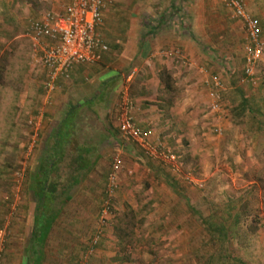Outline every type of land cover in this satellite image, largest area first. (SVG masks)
<instances>
[{
	"label": "rangeland",
	"instance_id": "rangeland-1",
	"mask_svg": "<svg viewBox=\"0 0 264 264\" xmlns=\"http://www.w3.org/2000/svg\"><path fill=\"white\" fill-rule=\"evenodd\" d=\"M241 1L250 17L264 14V0ZM142 4L151 9L150 14L140 12L129 17L140 32L142 22L156 29L151 35L157 41L156 48H152L148 58H135L132 62L121 58L119 63H113L119 71L114 81L117 85L113 86L111 81L107 87L110 90L96 98L90 107L79 105L77 116L72 119L75 138L91 148L95 164L88 174L79 177L85 178L84 184L74 187V199L63 207L60 226L55 227L52 237L58 230L63 233L58 245L53 242L56 246L51 244L52 250L48 248L43 264H229L240 260L243 262L240 264H264V240L256 233L246 239L244 233L245 225H249V233L255 231L254 223L234 219L229 227L224 223L230 230L225 241L217 238L218 233L209 235L206 219L221 214L220 191L212 195L213 188L208 192L210 202L205 201L203 181L202 187L196 188L198 198L184 191H188L189 173L193 178L205 179L201 171L196 173L189 168L181 171L180 166L172 169L148 157L117 130L119 104L126 98L134 122L141 125L146 122L145 126L155 128L154 134L148 135L149 143L156 145L157 151H168L179 164L184 162L187 166L185 156L196 153L206 135H223L220 128L219 134L216 133L215 122L223 123L230 118L229 114L236 117L235 103L241 95L253 97V87L259 81L264 82V48L254 65L256 84H252L243 74V28L221 2L143 0ZM120 19L125 21L123 15ZM31 20L27 16L22 21L16 20L18 28H13L11 18L0 23V41H4L0 46V230L4 229L0 264H18L28 237L34 205L27 189V174L35 169L64 107L86 98L76 88L55 94L54 91L48 100L41 95L42 71L31 64L30 44L25 36ZM109 23L110 27L119 24L109 16L102 18L96 29L107 46L106 53L111 52L109 41L113 38ZM117 52L125 54L122 48ZM161 69L167 73L168 90L155 86L156 74ZM150 72L155 76L153 82ZM212 78L223 87L216 101L217 112H209V104L198 100L185 103L191 89L201 92L199 101L206 97L212 100L213 95L207 94ZM221 103H224L222 110ZM142 111L150 114L144 116ZM29 121L38 122L36 130L28 126ZM115 158L120 160V167L115 176L116 188L110 190L106 178ZM204 160L210 161L209 157ZM73 168L67 158L58 171L61 180L73 173ZM165 173L175 180V189L167 186ZM82 186L85 190L80 193ZM177 191L186 202L178 197ZM213 199L218 202L212 204ZM104 207L107 214L102 221ZM263 208L256 209L257 213ZM98 229L99 238L91 244ZM90 247L92 252L86 255Z\"/></svg>",
	"mask_w": 264,
	"mask_h": 264
},
{
	"label": "crops",
	"instance_id": "crops-1",
	"mask_svg": "<svg viewBox=\"0 0 264 264\" xmlns=\"http://www.w3.org/2000/svg\"><path fill=\"white\" fill-rule=\"evenodd\" d=\"M142 1L143 0H140V2L138 0H107V6L102 12L101 19L103 18L104 20L106 17L108 18L110 16L112 17L113 21L119 22V24H114L112 27H110V23L108 25L109 28L113 30V38L109 41V49L111 50V52L104 53L101 57V61H98L96 63L88 64V66L76 65L72 67L68 71L66 77H59L56 80L54 89L55 92L53 91L54 94L56 93V91H68L69 89L76 88L75 90L85 95L86 98L76 101L74 105L69 104L67 105V107L65 106L63 116L57 122L55 128L61 123L63 118L67 117V114L70 111H76L77 113L80 104H88V107H90V105L95 102L96 98H99L101 95L110 90L107 87H110L111 81L113 83V86L117 85L114 81L118 77L119 71L118 69H115L114 66H112L113 63H119L121 58L127 59V62H132L135 58H148V55L152 51V48H156L157 41L151 37L152 33H154L156 29L152 26L147 25L148 23L145 24L142 22L140 24L142 28L140 32V28L136 24H134L130 20L131 17H129L130 15L133 16V14L140 12L150 14L151 9L146 6L149 3L146 2L145 5L142 4ZM68 2L69 0H0V14L3 15V18L0 17V23L2 22V19L6 21L7 18H11L13 21H11L10 23H12L13 28H18V24L15 22L16 20L22 21L24 16L30 17L32 18V20H34L45 12L60 14L63 6ZM6 15L7 17H5ZM121 15L125 17L124 22L120 21ZM256 15L253 14L254 17L252 16V19L257 23V26L260 30L259 37L261 42L263 43L264 48V14L258 16ZM144 18L147 19V16L145 15ZM145 25L147 26V28L143 29L142 26ZM2 42L4 43V41ZM2 42L0 41V46H2ZM138 45L139 53L137 52ZM119 48H122V52L124 51L125 53L124 55L118 54L117 50H119ZM150 73L152 74L151 78L153 82V78H155V76L153 72ZM42 75L44 76L43 71ZM154 83L157 87V80L154 81ZM254 84H256V82ZM40 91L42 93L41 95L44 96L45 94L43 93L42 86H40ZM252 92L253 97H246V95L242 94L240 99H238V101L235 103V113L237 115L236 117H232V115L229 114L230 118L224 120L223 123L218 124V121L215 122L214 125H216V128H220L223 131V135L221 134L220 137H209L206 135L199 144V150L196 153L192 154L191 152V154L185 156V160H188L189 164L185 166L183 165L184 162H182L181 164H179L180 167L178 168V170L181 171L188 170L186 168H189L196 173H199V171H201L202 175L205 176V179H196L191 177L190 173L188 174L186 172L188 174V191H184L189 193L195 199L200 195L196 188L202 187V181L204 182V197L206 202L211 201V198H207V196L209 195L208 192L210 190L215 188L211 193L212 195L216 190L220 191L221 198H219V202L221 206V214H218L219 217L215 215L210 216L206 219V221L211 235H215L219 231L217 229L220 227V230L222 231L221 235H223L221 237L225 236L226 239H228L227 233L230 230L224 225V223L229 227L232 219H234L236 221H242L243 223H254L256 232L252 229L251 233H249V225L244 226L246 239L250 238L253 234H257L260 235L264 240V237L259 231L260 215L262 211H264V208L259 211V214L256 211V209H260L262 206H264V82L259 81L258 85L256 87H253ZM187 94L188 100H185V103L187 102L186 104H192L197 100L198 102L211 104L213 100H209L208 97H206V99L203 97L204 99H202V101H199V99H201L202 97L200 95L201 92H196L195 89H191V93L187 92ZM207 94H210V91L207 92ZM250 98H252L253 101H249ZM222 106L224 107V103H221L220 110H222ZM182 109L183 108H181V110ZM76 113L74 118L77 116ZM147 113L150 114L149 111H142V115L144 116ZM148 118L151 119V117ZM145 120V118L142 119L143 122ZM145 123L146 122H144L143 125L139 123L135 124L140 130L146 132L147 135L152 136L154 134L155 128L145 126ZM55 128H53L51 133L48 135L46 139V141H48L47 146L39 155V159L46 155V150L53 149L51 148V145L53 143L52 135L55 132ZM72 135L76 140L75 132L72 133ZM77 144L79 145L81 143L77 142ZM205 157H209V160L211 162H205ZM36 167L32 172H30L31 174L35 172ZM90 170L87 172L83 171L84 173L79 177H81L82 175L84 176L85 173L88 174ZM73 171L74 169L72 170V172ZM218 174H220V177L218 176ZM79 177L77 182L73 184L68 190L67 193L70 198L64 205V207L74 199V194H72V190L74 189V187L84 184L83 181L85 180V178L79 179ZM61 183L63 184L62 180ZM215 184H218L219 186H214ZM80 188V193L82 190H85L84 186ZM79 192L77 193L80 194ZM83 193L86 194L85 191ZM32 200L34 205V199L32 198ZM216 202H218V200L213 199L212 204ZM210 213H208L207 215H210ZM32 216L33 212L30 218L31 225ZM59 217L54 222L48 234V240L42 249L44 258L48 248L52 250L53 247H51V244H53L54 246H56L55 244L58 245L60 236L63 233V231L58 230L57 232H55L57 235L55 237H52L55 227L60 226L59 223L61 221V218L59 219ZM20 229L21 226L18 227V230ZM18 230H14V232L20 235V232H18ZM30 230L28 233V237L24 241L23 252L18 264L21 263V258L24 255V249L26 242L30 236ZM56 237L58 238V240L55 242ZM50 239L52 242L50 241ZM10 246L11 245L7 246V248L5 249H8ZM59 246L62 247L61 245ZM59 251L60 249L56 250L57 253H59ZM241 262V260L240 262L232 261L229 264H240Z\"/></svg>",
	"mask_w": 264,
	"mask_h": 264
},
{
	"label": "built area",
	"instance_id": "built-area-1",
	"mask_svg": "<svg viewBox=\"0 0 264 264\" xmlns=\"http://www.w3.org/2000/svg\"><path fill=\"white\" fill-rule=\"evenodd\" d=\"M231 12L232 18L240 22L244 31V56L245 66L243 68L244 78L247 82L254 84V65L262 56L263 43L260 40V30L257 23L250 17L241 0H217ZM106 0H69L62 8L60 14L45 12L38 18L30 21L25 36L30 44V61L33 67L43 71L44 76L41 83L44 98L48 100L55 89V82L59 77H66L68 71L76 65H88L100 60L101 54L107 50L96 33L101 23L102 12L105 9ZM220 81L212 78L210 83V94L213 100L208 106V111H218L216 101L218 94L223 91ZM31 129H37L38 122L29 121ZM117 130L120 136L135 143L148 157L157 159L177 169L179 162L176 157L168 151H157L156 145H151L146 132L140 130L132 116L129 101L124 98L119 104ZM219 134L220 129H215ZM120 167V160H112L110 172L107 175V187L110 190L116 188L115 176ZM107 214V207L101 210V217ZM4 229L0 230V243L3 242ZM259 231L264 237V211L260 215ZM98 229L91 241L94 244L99 238ZM91 247L86 255L91 254ZM86 264V263H85Z\"/></svg>",
	"mask_w": 264,
	"mask_h": 264
},
{
	"label": "trees",
	"instance_id": "trees-1",
	"mask_svg": "<svg viewBox=\"0 0 264 264\" xmlns=\"http://www.w3.org/2000/svg\"><path fill=\"white\" fill-rule=\"evenodd\" d=\"M156 77L158 85L168 90L167 73L161 69L157 72ZM75 113L76 111H70L67 117L62 119L52 135L51 148L53 149L46 150V155L39 159L35 172L27 174L30 183H28L27 189L34 199V210L30 236L26 242L20 264H42L44 258L42 249L48 240V234L54 222L70 198L67 193L68 190L77 182L81 174L89 171L95 164V159H91L93 157L91 148L87 147L86 144L78 145L73 138L72 133L75 131L72 119H74ZM67 158H69V165L74 166V171L67 175L66 179V176L62 179V184L58 171ZM25 172L26 170L23 173L25 174ZM165 174V179L169 182L167 186L169 188L176 186L173 177H167L168 174ZM177 194L178 197L184 199V202L187 201L179 191H177ZM220 229V227L217 229L219 230L217 238L225 241L226 237H221L223 235H221L222 231ZM209 235L211 236V232H209Z\"/></svg>",
	"mask_w": 264,
	"mask_h": 264
}]
</instances>
